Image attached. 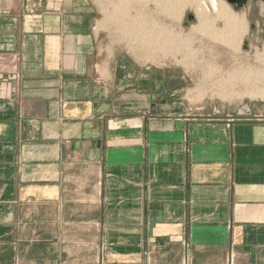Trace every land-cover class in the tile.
Masks as SVG:
<instances>
[{
  "label": "crops",
  "instance_id": "obj_1",
  "mask_svg": "<svg viewBox=\"0 0 264 264\" xmlns=\"http://www.w3.org/2000/svg\"><path fill=\"white\" fill-rule=\"evenodd\" d=\"M104 20L0 3V264H264V106L201 117Z\"/></svg>",
  "mask_w": 264,
  "mask_h": 264
},
{
  "label": "rangeland",
  "instance_id": "obj_2",
  "mask_svg": "<svg viewBox=\"0 0 264 264\" xmlns=\"http://www.w3.org/2000/svg\"><path fill=\"white\" fill-rule=\"evenodd\" d=\"M97 1L105 18L103 24L107 26L114 42L134 43V45L120 47L121 49L133 54L142 63L183 67L198 77L200 84L197 90L198 95L191 98V103L201 102V117L231 120L239 112H247V110L255 112L264 106V98L245 95L243 86L231 88L230 91L237 95L224 94L218 86L219 78L209 80L205 77L209 71L218 70V68L233 70L239 67L244 71L248 69L256 71L257 68L264 70V2L250 0L243 9L236 10L226 0H217L219 10H225V15L230 14L228 17L234 14L245 17L246 33L240 40L241 44L232 48L220 45L223 40L230 38V35L224 33L227 26L225 15V19L223 16L218 17L219 12L213 10L211 0ZM1 2L13 4L17 0H0ZM151 5L156 7L155 14L148 13ZM131 6L137 7L138 12L130 13ZM206 6L208 13H206ZM189 14H194L197 17L196 21H190ZM205 19L209 20L208 28L206 25L207 31H203L202 28V22ZM254 25L255 29L252 28ZM137 26L138 28L134 30ZM143 34H148L150 39L158 35L167 36L170 39L167 54H159L160 56L157 57L156 51L150 50L148 53L146 51L143 53L141 50L144 43H142ZM220 38L221 41H219ZM138 42H141L140 46L137 45ZM213 79L215 80L212 81Z\"/></svg>",
  "mask_w": 264,
  "mask_h": 264
},
{
  "label": "bare ground",
  "instance_id": "obj_3",
  "mask_svg": "<svg viewBox=\"0 0 264 264\" xmlns=\"http://www.w3.org/2000/svg\"><path fill=\"white\" fill-rule=\"evenodd\" d=\"M205 4L206 3H204V5ZM211 4H212V7H213V10L215 12H219V16L218 17L219 18L221 16L224 17V15H225L224 11L225 10L224 11L219 10V5L217 3V0H211ZM207 10L208 9H207V6H206V11ZM206 13H208V11ZM229 15L230 14L225 15L227 26L225 28L224 33L230 35V38L227 36L228 39L226 38L225 40L222 41V43H227L226 46H230V47L234 48L235 46H239L241 44L240 40H241L242 36H244V34L246 33V31H245V25H246L245 23H246V21H245V17L244 16L240 17V16L234 14L233 16L228 17ZM225 17H224V19H225ZM208 21H209L208 19L203 20V22H202L203 31H207L206 25H207ZM207 28H208V25H207ZM222 33H223V30H222ZM148 34L147 35L146 34L142 35V38L144 39L142 41V43L144 42L142 44L143 46H141L142 47L141 48L142 52L145 53L144 51H146L148 53V51H150V50L156 51L158 53L157 57L160 56V55L167 54V52L169 50V46H170V42H169L170 39L167 36L163 37V36H159V35L156 38L153 37L152 39H150L151 37ZM146 38H148L149 40L148 39L146 40ZM214 40H216V39H214ZM221 40L222 39L220 38L219 41H221ZM205 77L207 79H209V80L211 78H216L217 77L216 80L219 78L218 79V86H220V88L222 89L221 92H223L224 94H236L237 95V93H235L233 91H230L231 88H235L237 86L238 87L239 86H241V87L243 86V89H244L243 93L245 95H248V96H251V97H262V98H264V70H262V69H258L257 68L256 71H250L249 69H248V71H244V70H242L239 67H237V68H235L233 70L232 69L230 70V68L229 69L218 68V70L216 69L214 71H209V73L206 74ZM206 78H204V79L206 80ZM214 80L215 79H213L212 81H214ZM212 81H210V82H212Z\"/></svg>",
  "mask_w": 264,
  "mask_h": 264
},
{
  "label": "water",
  "instance_id": "obj_4",
  "mask_svg": "<svg viewBox=\"0 0 264 264\" xmlns=\"http://www.w3.org/2000/svg\"><path fill=\"white\" fill-rule=\"evenodd\" d=\"M230 5H232V6H234V8L236 9V10H241V9H243L245 6H247L248 4H249V1L250 0H226ZM254 2H256V1H262V2H264V0H253ZM188 19L190 20V21H193V20H195V16L194 15H192V14H189V16H188Z\"/></svg>",
  "mask_w": 264,
  "mask_h": 264
}]
</instances>
